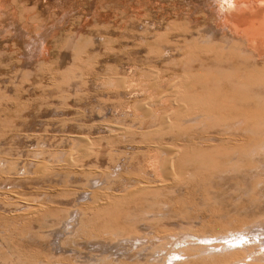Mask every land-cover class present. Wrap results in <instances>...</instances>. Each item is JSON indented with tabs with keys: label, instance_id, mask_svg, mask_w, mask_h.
I'll return each mask as SVG.
<instances>
[{
	"label": "rangeland",
	"instance_id": "obj_1",
	"mask_svg": "<svg viewBox=\"0 0 264 264\" xmlns=\"http://www.w3.org/2000/svg\"><path fill=\"white\" fill-rule=\"evenodd\" d=\"M235 1L238 3L237 0H0V160L3 164L10 160L16 166L12 170L15 174L13 173L12 177L11 173L9 174L11 178L8 175L0 176V194H13L20 200L22 198V202L43 204L50 209L53 206L55 214H52L53 220L48 222H56L58 220L54 217L57 219L59 217L57 210L61 209L62 212L63 207L64 210L68 208L65 211L67 216L69 211L73 212L77 208V204L76 207L73 206L75 199L70 193L77 194L76 190L82 192L86 182L90 184H87L88 187L86 186L84 190H91L94 184L92 180L101 179L100 174L108 170L113 176L118 175L116 177L118 183L112 179L115 184L108 185L112 190L110 188L107 191L111 193L116 191V195L123 193L124 189L130 192L129 198L121 200L128 202L119 208L123 212L116 211L106 217L115 218L114 220L110 217L107 220L108 225L110 227L114 223L116 225L120 220V225L123 223V226L129 227L128 230L133 229L136 235H140L142 241L147 243L141 247L140 242L126 240L113 242L111 239L114 237L110 241L107 239L110 237L104 238L105 240L93 238L88 241L85 239L70 241L71 239L65 238L64 235H56L55 232L50 235L46 232L43 239L39 235L35 236L36 232L39 234L44 231L37 230L41 219L31 216L32 219L29 220V215L26 224L29 222L36 227L24 224V227L26 226L24 229L20 226L17 229L21 232L19 233L13 229L17 223L15 220L18 221L19 216L26 217L25 213H18L15 210L17 206H6L0 195L1 214L5 213L6 209V212L9 211L5 213L7 216L10 213L14 216H11L12 218L8 216L11 220L5 214L1 215L3 217L0 218L2 228L0 230H5L2 226L5 224L4 219H7L5 222L11 224L13 231L16 232H13L14 235L26 233V237L19 235L21 239L13 236L14 244L15 242L18 244L19 241L23 247L51 259L71 258L75 264H100L99 261L104 256L109 257L114 264L140 260L141 263L149 260L154 264L161 262L164 255L168 256L166 252L169 250L179 248L178 245L169 243L166 250L152 253L150 251L154 248L152 245L159 244L161 237L158 236L161 234L169 232L174 235L172 240L174 243L178 237L179 239L183 237L182 228L189 232L188 229L191 227L198 229L204 223L210 222L214 226L217 222L226 221L234 215L247 218L255 225L256 216L259 213L262 214L260 216H264V167L261 168L262 165L259 163L264 157L250 158L244 151L237 150L233 154L232 151L235 150L230 148L224 151L217 150L224 156L216 150L212 152L205 150V146L210 143L224 144L222 141L224 137L240 142L248 134L252 135L249 132L252 127H249L250 129L247 127L246 131L245 126L236 124L240 121L236 113L241 105H236L238 108L236 110L233 108L234 105H227L228 109L225 114H223L225 111H222L223 115L220 114L219 108L224 109V105H211L212 110L215 109L213 112L217 111L212 114L218 116L211 118L213 117L211 114L207 121L202 110L198 108L187 115L177 116L179 123L169 128H161L158 123L155 127L150 121L147 122L143 110H137L140 104L162 117L172 105L171 97L166 94L165 89L173 79H177L174 88L179 96L187 89L184 87L185 84L191 87L201 82L197 77L201 73L199 68L201 60L205 58V52L210 51L211 55L216 57L219 50L212 36L220 37L231 33L232 26L226 24L225 18H228L226 17L228 10L234 8ZM239 1L241 3L245 0ZM239 27L243 29L242 26ZM222 54L226 56L227 52ZM199 62L200 66L197 65ZM189 65L195 73L188 69ZM187 70L189 73L192 72L190 73L192 77L186 76L184 80H178V77L189 74ZM185 91L189 92V89ZM249 106L255 108L258 105ZM200 114H203L204 118L202 115L199 116ZM196 115L199 122L195 118ZM203 119L205 122H202ZM254 126V130L260 127ZM77 136L87 137L89 143V149L81 154L79 153L81 151L74 148L75 142L71 138ZM225 143L229 145L231 142ZM165 146L170 149L181 148V154L187 163L183 166L185 172L182 175L190 179L189 173L196 172L192 176L193 180L167 184L159 171V164L156 165L157 168H154L153 164L155 160L162 161L165 151L160 150V147ZM85 152L90 153L86 158L83 155ZM208 158L214 160L209 163H212L209 165L212 168L210 170L204 168L208 167L207 162L205 166L203 165L205 163H202ZM252 158L253 165L247 167L249 175H245L244 171L238 174V171L235 172V166H231L233 169L227 165L223 166L232 161L236 164H247V160ZM226 159L229 160L228 163H225ZM36 161L45 163L37 168L39 172H36L37 169L35 170L32 165ZM215 161L224 163L220 162V168ZM213 162L216 163L215 167ZM233 162L231 165L235 164ZM246 164L243 165V169ZM21 167L25 168L26 173L20 176L18 173ZM59 169L67 170L65 173ZM81 170L91 173L83 175ZM87 174H90V178ZM59 175L63 178L61 179ZM103 175L104 173L102 177ZM255 180L259 182L256 183L258 188L255 191L259 197L257 204V200H251L248 194ZM154 184L157 187H161L162 184L163 186L157 189L148 188L149 185L154 187ZM69 187L70 191L73 189L72 192L69 191ZM139 188L143 189L137 192ZM103 192H106L105 189ZM66 194L68 198H64ZM206 195L210 200L204 199ZM175 202L176 205L173 204ZM195 205L197 206L194 212ZM173 211L177 213L174 214ZM103 221L106 222V219ZM100 222L98 224H105ZM118 226L116 225V230L119 229ZM97 228L94 229V233ZM99 228L96 230L98 235L107 231L100 228L102 232H99ZM12 229L8 230V235L12 233ZM109 229L110 233L114 226ZM207 229L209 230L208 227ZM28 230L30 233L27 234ZM119 231L117 233L121 232ZM263 231L253 229V233L247 236V241L242 239V242L232 248L246 247L245 244L250 242L249 238L254 237L253 235L258 236ZM257 236L255 238L259 241ZM192 238L189 239H196ZM260 239L261 242L256 240L258 242L256 243L252 238V243L247 245H257L256 251L263 252L264 236H260ZM4 247L9 249L5 244ZM42 256L41 259L44 258ZM55 262L53 264H57Z\"/></svg>",
	"mask_w": 264,
	"mask_h": 264
},
{
	"label": "bare ground",
	"instance_id": "obj_2",
	"mask_svg": "<svg viewBox=\"0 0 264 264\" xmlns=\"http://www.w3.org/2000/svg\"><path fill=\"white\" fill-rule=\"evenodd\" d=\"M237 1H238V3H236V1H235L234 8L232 9L230 7L231 9L228 10V13H227L228 16H226L228 18L227 19L225 18V20H227L226 24L232 26V29L230 30L231 31L230 35L229 34L228 35L223 34L220 37L218 36L219 38L216 36H212L215 39L217 45L219 46L220 51L218 50V53L216 52L218 55L216 54V57L212 56L211 52L207 51L209 49H207L206 50L207 52H205V58L202 57L203 59L201 60V66H200V62H199V64H197L200 66L199 70L201 72L197 78H199V80L201 82H199V84H197L198 82L197 83L195 82L196 85L195 84L193 86L191 85V87H188L189 85L185 84L186 86H184V87L189 89V92H186L185 90H187V89H185V90H183L184 94L182 96H179L178 93L176 94V91L174 88V82H176L177 79L176 80L173 79L172 80L173 82L170 83L167 88L165 87L166 89L164 88L165 92L167 90L166 94L170 95L173 106L172 105L169 106V108H167L169 111L164 113V115H162V117H161V115L158 116L157 114L152 113L154 111H152L151 109L149 111L148 110L149 108H147L146 106H143V105L141 106L140 104L138 106L139 108L137 107L138 108L137 110H139V109L143 110L142 112H143V115L145 114V119L147 120V122L150 121L151 124L155 125V127L158 123L159 125H161V128L162 127L169 128V127H173L176 123H179L178 122L179 119L177 118V116L185 115V114L187 115L190 111H193V110L198 109V108L200 110H202V113L204 114L205 118L203 117V114H200L199 116L202 115L201 117H203L207 121L208 119H210L212 112L215 111V109L212 110L211 105H219V106L224 105V109L222 107H221L222 109L219 108V110H221L220 114H222L223 110L225 111L223 114L226 113V111L228 109L227 105H234L233 108L235 107V110L237 108L236 105H241V106L245 105L242 107L239 106L240 111L238 110L237 113L233 110L236 113V116L240 118V121L237 122L236 124L240 123V125L242 124L243 126H245L246 131H247V127L248 128L252 127L251 129L249 128L250 129L249 132H250V134L252 133V135L250 136L247 133L248 135L246 137H244V139L240 140V142L242 141L241 143L237 142L236 139H232V138H231V140H227L228 137L225 135L227 138H225V137L222 138V141L224 144L214 145L211 143L209 144L207 142L209 145L205 146V150L208 149V151L210 150L212 152L214 150L224 151L227 148L228 149L230 148L232 150H235V151L231 150L232 153L236 152V150L237 151H244L245 152L244 154L247 157L249 156L250 158L252 156L254 158H255V156H258V157L263 156L264 157V131H260L262 128L264 129V0H245L244 2H241V3L239 0H237ZM232 3H234V2H232ZM223 25H222V27L225 26V25L224 26ZM239 26H242L244 30L241 29ZM224 32H225V30H224ZM209 38H211V37L209 36ZM208 44H211V43H208ZM212 46H213V44H212ZM224 52H227L226 56L222 54ZM191 65H193V64H191ZM191 65H189L188 69L191 67ZM195 67L197 68L196 65H195ZM191 68L189 70H191ZM191 71H193V70H191ZM187 72H188V70H187ZM190 73H192V72H190ZM190 73L187 75H183L181 77H178V80H180V79L184 80V78H186V76L191 78L192 76H190ZM193 73H195V72L193 71ZM193 80H194V78L192 79V81ZM192 81H190V82H192ZM117 82L119 83V81H117ZM158 93H159V91H158ZM248 105H258V106L254 108L253 106L248 107ZM215 107H217V106H215ZM216 112H213V113L215 114ZM214 114H212L213 117H211V118H214V117L216 118V116H218V115H214ZM230 114H232V112ZM222 115L221 116L219 115V116L222 117ZM192 117H194V116H192ZM220 117H217V118H220ZM169 118H171V119L173 118V120L171 121V119H169ZM195 118L197 119V115L195 116ZM239 118H237V119H239ZM199 119H200V117H199ZM204 119L202 120V122L204 121ZM197 121H198V119H197ZM227 121L228 120H226V122ZM194 122H196L195 119H194ZM224 123H222V124H224ZM213 124H214V122H213ZM233 124H234V122H232V125ZM256 124L258 126H256ZM220 125H221V123H220ZM238 125L237 126L235 125V127L239 128ZM243 126H241V127H243ZM253 126H254V128H257L260 126L259 127L260 130H259V128H257L259 131L257 129H256L257 131L254 130ZM215 127H217V126H215ZM233 127H234V125H233ZM114 129H117V128H114ZM228 129L229 130L231 129L230 126ZM117 130H119V129H117ZM71 138H72L73 142H75V144L73 146H75L74 148H76V151L77 150L81 151V152H79L80 154L83 151H86L89 149V146H88L89 143L87 142L88 141L87 137L77 136V137H71ZM208 141H209V139H208ZM210 141L216 142V140L215 141L210 140ZM225 142H231L233 144L230 145L231 143H229V145H227ZM223 145H225V147ZM226 146H228V147H226ZM161 149L165 151L164 158L160 162L155 160V162L153 164H154V168L156 167L157 164H159V171L163 175V177L165 178V181L168 182L167 184H170V183L180 184L182 182H188L189 180L190 181L193 180L192 176H194V174L196 172L189 173L190 179H186V177H183L184 175H182L185 172L183 169V166H185L187 163H186V160L184 159L183 155L181 154V148L180 147L170 149L169 147L167 148L165 146V147H160V150ZM218 153L221 155L220 152H218ZM89 154H86V152H85V154H83V155L86 158V156H89ZM156 155H154V156H156ZM221 156H224V155H221ZM211 160H212L211 158L210 159L208 158V160H205L204 162H202V163L207 162V164H208L207 165L208 167L205 166L206 163L203 164L205 166L204 168H206L208 170L212 169L211 167H209V165H212V163L211 164H209V163L214 161V160H212V161ZM248 160H247V164L246 163L236 164V162L234 161L235 162L234 165H231V163L233 161L230 163L229 160H227V159H226L227 162L225 161V163L229 162V164H223L224 162L222 163V161H224V160L215 161V162L218 164V167H220V168H221V166H219V164L221 162L224 167L227 165V166H229L228 168H230V169L233 166H235L234 167L235 172L238 171V174L240 171H244L245 175H249V169L247 167H250L253 165V158L248 159ZM0 161H1L0 162V176L5 175L7 177V175L9 176V174L11 173V177H12V174L15 172V171L13 172L12 170L15 169L16 166L13 164V162H10V160L6 161L8 163V165L6 162H5L6 164L5 163L3 164L2 160H0ZM197 161H199V160H197ZM3 162H4V160H3ZM215 162H213V165L215 164L214 167L216 166ZM259 163H260V165H262L261 168H263L264 167V158L262 161H259ZM42 164H45V163H43V162L41 163V162H37V161L34 162V164L32 163L33 168L35 170L37 168H40L39 166H41ZM245 164L247 166L245 167V169H243L244 168L243 165H245ZM4 165H6V166H4ZM78 166H77V168H78ZM21 168H20L19 173H18V174H20V176H21V174L26 173L25 168H22V169ZM62 168H64V167L62 166ZM152 168H153V166H152ZM61 169H59V170H61ZM80 169L81 168H79V170ZM66 170L67 169H65V171ZM83 170L80 171L83 173V175L85 173H91L90 171H86V170H85V172H83ZM61 171H63V170H61ZM61 171H59V172H61ZM65 171H63V172H65ZM71 171H72V169H71ZM71 171L68 170V172H70L72 174L73 171L72 172ZM74 171H75V173H78L77 170H74ZM193 171H195V170H193ZM220 171H221V169H220ZM227 171H229V170H227ZM36 172H39L38 169ZM63 172H61V173L63 174ZM102 173H104L103 177H102ZM102 173L100 174L101 179H98V180L96 179V181H95V179L92 180L94 182V184L93 183H92L93 185L91 184L92 185L91 190H89V191L84 190V188L88 187L87 184H90L87 182H86L87 187L85 186L83 188L82 192L79 193L80 190L79 191L76 190L77 194H76V192H74V193L72 192L73 189L70 191V187H69V191L73 193V194L72 193H70V194L73 195L72 198L75 199V201L73 203L75 205H73V206L76 207V204H77V208H76V210L74 209L73 212L69 211L67 216H65V213H66L65 211H67L68 208H67V210L66 209L64 210V207H63V210H62L63 213L60 212L61 209L57 210L58 213L57 212L56 213L59 214L58 216L60 218L58 217V219H57L56 217H54L58 221L51 222V223H49V222H50V220H53L52 214L54 213V208H53L52 204L51 205L49 204L50 206H52L51 207L52 209H50V207L45 206L43 204L42 205H40V204L34 205V204L29 203V202H22L21 201L22 198L20 200V198L18 196H15L13 194H6L5 193L2 195V193H1L0 195L3 197L2 201L4 203H6V206H8V207L11 205L12 206L14 205V207L17 206L18 208H16V209L14 207L13 208L18 213L24 212L25 213L24 215L26 217L23 216V217L19 218L20 216L18 215L19 220L18 221L15 220L17 223H15L14 228L12 226H10L11 224L8 225L5 222L7 219H4L3 222L5 224L2 227H5V230L4 231L0 230V240H1L0 241L1 242L0 243V262L3 264H49V263L53 264L56 261L55 263H57V264H75L74 262H72L71 258L69 259V258H62V257H56V258L54 257L53 259H51L47 256L44 257V255L42 256V254L40 255V253L37 252V254L39 253L38 255L44 257L41 259V257L38 256L35 251L27 249V248H25V246L23 247V245L19 241H17L18 244H20L22 246L18 245L16 242H15L16 245L13 243V236H16V238L19 237V239H21L22 237H20L19 235H25L26 234L25 232L22 234H19L21 232L18 231L17 229H19L20 227H21V229H24L26 227V226L24 227V224H26L27 220L29 218H30L29 220H31L34 216H35V218L39 217L41 219V220H39L40 226H37V230L38 231L44 230L43 232H40V233L38 232L39 234H37V232L35 230V232H36L35 236L37 237L39 235L43 239H44L43 236L46 232H49L48 235L55 232L56 235L57 234H59L60 236L64 235L65 238L71 239L70 241H73L74 239H76V240L77 239H81V240L85 239L88 241V240H91L93 238L104 239L107 237H110V238H107L110 241V239L112 237H114L111 239V241H113V242H114V240L115 241L126 240L129 242L130 241L131 242H140L139 245L141 247H143L144 244H147L144 241H142L143 239H141L142 237H140V235H136V233L134 232L133 229L128 230L129 227L123 226L122 225L123 223L120 225V220L116 224L117 226L119 224L118 230L115 229L116 228L115 223L113 225H111V227H110V225H108L107 220L110 219V217H112V216H110L109 218H106V217L111 215L114 212L116 213V211L117 212L122 211L119 208L121 206L124 207L123 204L125 203V205H126V203H128V202H127V200L121 202V200H125L124 199L125 197H126V199H127V197L129 198L130 192L128 190L124 189L123 193L120 192V194L116 195V193H115L116 191L115 192L112 191V193H111V191L110 192L107 191L110 188L112 190L111 186L113 184H115L114 180H116V181L118 180L116 178L118 175L113 176L112 173L108 172V170L103 171ZM218 174H219V172H218ZM29 175H31V174H29ZM87 175L89 177L90 174H87ZM55 176H57V175H55ZM91 176H93V175H91ZM59 177H61V176L59 175ZM120 177H122V179L124 178L123 176H120ZM62 178L63 177H61V179ZM114 178H116V179H114ZM17 179H19V178H17ZM28 179H29V177H28ZM112 179L114 182L112 181ZM194 179H196V178H194ZM20 180H22V179H20ZM66 180H67V178H66ZM153 181L155 182L156 180H153ZM257 182H258V180H255V183L254 182H253L254 184L252 183V186H253L252 190H250V192L248 193L249 196L251 197V200H257V202L255 201L256 204L258 203V200H259L258 195L255 194L256 188H258V187H256ZM64 183H67V182H64ZM117 183H118V181H117ZM99 184L106 186V188L103 186L101 187ZM108 185H111V186H108ZM173 185L174 184H172V186ZM160 186L161 187H157L154 184V187H151V185H149L148 188H154V189L162 188L163 184ZM175 187H176V185H175ZM103 188L108 193H106V192L104 193ZM64 189H67V188H64ZM142 189L143 188H139L137 190V192L142 191ZM159 190H162V189H159ZM64 191H66V190H64ZM201 193H202V191H201ZM67 196L68 195L66 194V196H64V198L65 197L68 198ZM152 196H154V195H152ZM194 196H195V194H194ZM206 198L209 199L208 195H206L204 199H206ZM69 199H70V196H69ZM208 199H206V201H208ZM0 201H1V199H0ZM169 202H167V203H169ZM167 203H165V204L167 205ZM173 204L176 205V202ZM178 206H179V204H178ZM196 206L197 205H195L193 208L194 212H195ZM10 208H12V207H10ZM157 208H159V207H157ZM161 208H162V205H161ZM177 208L175 207L176 210H179ZM122 209H124V208H122ZM5 210L6 209H4V212L7 214L9 211L6 212ZM155 212H157L156 208H155ZM210 212H211V210H210ZM5 213H3V214H5ZM151 213H152V211H151ZM173 213L175 214V213H177V211L176 212L173 211ZM196 213H198V212H196ZM3 214H1V212H0V218H2L4 216ZM10 214L8 216L11 217L12 214L11 215ZM60 214L62 216H60ZM1 215H3V216H1ZM260 215H262V214L259 213V215L256 216L257 220H256L255 225L253 224L254 226L252 225V223H250L248 221L247 218H241L237 215H234V216H230L226 221L224 220V221L217 222L214 226H212L210 224V222L206 223V224L205 223L202 224L201 227L198 229L193 226L190 229H188L190 233L186 229H185L186 231H184V229L182 228L183 231L181 230V233L183 235H181V236H183V237H181L180 239L178 237V240L177 239H176V241L174 240L175 241L174 243L172 242V240L174 239L173 238L174 235H172L171 233L167 232L166 234L164 233V235L161 234L162 236L158 234L159 235L158 237H161L160 238L161 240L159 241V244L154 243L152 245V247L154 246V248H152L153 250H150V251H152V253L158 252V251L162 252V251L166 250L169 243L174 244V245L176 244V245H178L179 248L174 249V250L171 249V251L169 250V252H166L168 254V256L164 255L165 257L163 256V259L161 260V262L154 263V264H167V263L168 264H264V251L263 252H260V251L257 252L256 251L257 245L248 246L249 245L248 243H250L252 241V238H254L255 239L254 242H256L257 239L255 237L257 235H253L254 237L248 239L250 241V242H247L248 245L244 243L246 245V247L244 246V248H242V249H238V248L233 249L232 248V246H234L235 244L242 242V239H246V241H247V236L249 234L253 233V229H257V231L264 230V216H260ZM8 216L6 215V217H8ZM31 216H32V218H31ZM12 217H14V216H12ZM11 218H9V219H11ZM112 218H114V217H112ZM112 218H111V220H112L111 222H113ZM105 219H106V222L103 221ZM11 220H8V221H11ZM114 220H115V218H114ZM100 221H102V223L104 222L105 224H98V222H100ZM28 224L30 226L31 225L35 226L32 223L30 224L29 222H28ZM28 224H26V225H28ZM110 224H112V223H110ZM21 225L23 226V228ZM99 226L101 229L103 228V231H105V229L108 231V230H110L109 228H113V226H114V230L116 231V233L113 234V232H115V231L112 229H111L110 233H109V231L108 232L107 231L102 232V230L99 228ZM38 227H40V229H38ZM96 227H98L100 229L99 232H102L104 234L101 233L102 235H100L99 232H98L99 235L96 234L97 233L96 230L98 228L95 230L96 233H94V229ZM207 227L209 228V230L207 229ZM10 228L11 229L13 228L16 231H18L19 232V233H17L18 235L17 234L14 235L13 232H15V230L13 231V229H12V233L10 234V232H9L10 235H8L7 233H8V230ZM192 228H194L193 230L196 229L193 234H192V231H193ZM0 229H2V228L0 227ZM29 230L27 231V234L30 233ZM31 231H32V229H31ZM118 231L120 233H117ZM246 231H249V232L245 233ZM186 232H188V234H190L189 236L196 238V239L192 238L193 240H190L191 237L186 236V235H188ZM157 233H159V232H157ZM34 234L35 233H33V235ZM259 234L260 235L257 236V238H259V241L258 240L257 241L260 243L261 242L260 236H264V231H263V233H259ZM107 235H109V236H107ZM25 237H26V235H25ZM233 237L235 239H230ZM144 240H146V239H144ZM158 240H159V238H158ZM158 240H156V241L158 242ZM14 241H16L15 238H14ZM146 242H148V241H146ZM258 242H256V243H258ZM4 244H5V246L7 245V248H9L8 250L4 249L5 248ZM126 244H127V242H126ZM182 244H184V245L182 246ZM241 244L243 245V243H241ZM136 245H138V244H136ZM240 247H241V245H240ZM257 248H258V246H257ZM5 250H7L8 252L6 251L7 252L6 253ZM140 261L130 262V263L120 262L119 264H152L149 260H146L144 263H141ZM91 262H93V261H91ZM99 263L100 264H114V262L109 257H106V256H104L99 261Z\"/></svg>",
	"mask_w": 264,
	"mask_h": 264
}]
</instances>
